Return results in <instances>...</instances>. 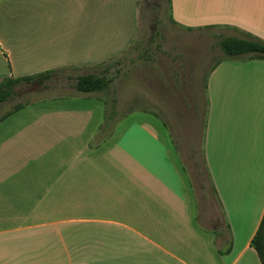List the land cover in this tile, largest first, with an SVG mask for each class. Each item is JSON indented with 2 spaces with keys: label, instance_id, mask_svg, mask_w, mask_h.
Here are the masks:
<instances>
[{
  "label": "crops",
  "instance_id": "0c3cea01",
  "mask_svg": "<svg viewBox=\"0 0 264 264\" xmlns=\"http://www.w3.org/2000/svg\"><path fill=\"white\" fill-rule=\"evenodd\" d=\"M168 2L180 26L264 41V0ZM137 11L138 0H0V80L94 74L136 38ZM204 95V205L150 112L114 119L93 96L1 120L0 264H262L264 58H220Z\"/></svg>",
  "mask_w": 264,
  "mask_h": 264
},
{
  "label": "rangeland",
  "instance_id": "374dc122",
  "mask_svg": "<svg viewBox=\"0 0 264 264\" xmlns=\"http://www.w3.org/2000/svg\"><path fill=\"white\" fill-rule=\"evenodd\" d=\"M137 24L132 43L94 72L109 80L106 89L89 96L77 92L73 82L80 70L61 68L52 82L18 84L15 94L0 103V117L18 103L29 107L52 99L93 96L105 100L107 112L112 111L114 119L150 112L163 122L174 140L198 201L204 205L210 188L201 153L204 81L212 64L225 57L218 39L242 35L219 27L180 26L170 17L168 0H138Z\"/></svg>",
  "mask_w": 264,
  "mask_h": 264
},
{
  "label": "trees",
  "instance_id": "16d2710c",
  "mask_svg": "<svg viewBox=\"0 0 264 264\" xmlns=\"http://www.w3.org/2000/svg\"><path fill=\"white\" fill-rule=\"evenodd\" d=\"M218 44L226 57L235 58L249 54L250 58H264V41L247 33H245L243 36H221L218 39ZM57 76V71L52 69L19 77H3L0 80V103L12 97L15 94V87L20 83L41 84L47 81L52 82ZM108 84L109 80L104 76L86 73L75 76L73 87L77 92L90 93L106 89ZM24 106L25 105L21 103L16 104L11 111L0 117V121L4 118H7L8 115L23 108ZM257 229L258 230L252 239V246L255 248L258 254L260 262L264 264V213Z\"/></svg>",
  "mask_w": 264,
  "mask_h": 264
}]
</instances>
